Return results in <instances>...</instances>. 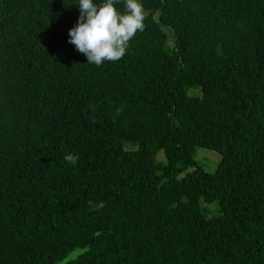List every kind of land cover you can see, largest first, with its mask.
Instances as JSON below:
<instances>
[{"label": "trees", "instance_id": "16d2710c", "mask_svg": "<svg viewBox=\"0 0 264 264\" xmlns=\"http://www.w3.org/2000/svg\"><path fill=\"white\" fill-rule=\"evenodd\" d=\"M141 3L97 66L78 0H0V264H264V0Z\"/></svg>", "mask_w": 264, "mask_h": 264}, {"label": "clouds", "instance_id": "9594fccd", "mask_svg": "<svg viewBox=\"0 0 264 264\" xmlns=\"http://www.w3.org/2000/svg\"><path fill=\"white\" fill-rule=\"evenodd\" d=\"M78 3L79 16L75 26L68 29V42L73 44L78 52L86 56L88 63L100 66L104 61L115 62L123 58L129 47V41L138 31H143L145 28L146 15L141 0H124L123 12L116 7L118 0H101L99 4L94 3V0H78ZM167 28L170 31L167 35H172L170 27ZM121 111L122 109L118 108L117 114ZM130 147L132 146L128 142L124 143V148ZM191 156L194 158L193 151H191ZM64 159L69 164L75 165L79 160V156L68 153L64 156ZM216 166L217 162L212 170L200 167L206 171H213ZM192 168L193 165H188L182 170V173L190 171ZM214 199L216 200L217 197ZM88 203L92 210L105 207L104 201L95 204L92 201ZM204 208L206 213H208V210L213 211L215 209L210 206L208 209L207 205ZM217 213L218 210L215 214ZM212 215L207 214L206 216L210 217ZM151 217L156 218L155 214ZM147 220H143L141 223L146 224Z\"/></svg>", "mask_w": 264, "mask_h": 264}, {"label": "rangeland", "instance_id": "374dc122", "mask_svg": "<svg viewBox=\"0 0 264 264\" xmlns=\"http://www.w3.org/2000/svg\"><path fill=\"white\" fill-rule=\"evenodd\" d=\"M161 27L166 33H170L169 29L166 26L162 25ZM166 42L168 45H171L173 43V36L168 34ZM187 92H191V88H188ZM195 92H198V90H195ZM154 156L156 160L164 161V155L161 149H157ZM193 157L195 158L197 164L202 166L204 169L212 170L215 167L216 162L220 157V154L217 151L204 146H194ZM199 202L203 206V208L206 205L207 208H209V206L215 208L213 211L208 210V215H212L217 212V203L215 199L212 201H204L202 198H200Z\"/></svg>", "mask_w": 264, "mask_h": 264}]
</instances>
